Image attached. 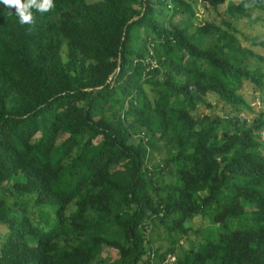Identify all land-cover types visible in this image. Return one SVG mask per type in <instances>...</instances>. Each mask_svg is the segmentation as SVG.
Instances as JSON below:
<instances>
[{"label": "trees", "instance_id": "trees-1", "mask_svg": "<svg viewBox=\"0 0 264 264\" xmlns=\"http://www.w3.org/2000/svg\"><path fill=\"white\" fill-rule=\"evenodd\" d=\"M201 1L0 4V264H264V53L251 0Z\"/></svg>", "mask_w": 264, "mask_h": 264}, {"label": "rangeland", "instance_id": "rangeland-1", "mask_svg": "<svg viewBox=\"0 0 264 264\" xmlns=\"http://www.w3.org/2000/svg\"><path fill=\"white\" fill-rule=\"evenodd\" d=\"M238 1V0H234ZM257 3H259L257 0H251L250 2V10L248 11L249 17L248 19L246 17L240 18L238 21L235 23V27L238 30L237 38L241 41V43L251 46L255 51H260L264 53V49L258 48L257 46L251 45L250 40L252 38L256 40H263L264 39V11H260L258 7H256ZM194 8H195V16L196 19L194 20L195 23L201 22V20H214L215 14L214 11L210 7H202V1L201 0H196L194 3ZM245 38V40H244ZM61 58L64 61V54L63 51L61 50L60 52ZM248 85L246 87L242 88V93L244 94L245 98H247V94L250 92V89H248ZM258 92L254 96H257ZM261 94L264 96V89L261 91ZM207 100L210 102L209 107H204V106H198L195 110L196 114H209L210 116H220L224 115L225 112L230 109L229 106L226 104L216 101L215 97L208 94L206 96ZM251 104H254L253 110L254 112H258V110H262L264 112V102L261 103L258 101L257 97L253 98V101ZM255 114H250L247 115L246 117L251 119ZM260 139H264V128L259 131ZM63 138V136L58 137V141ZM185 224L190 226L193 229H201L209 225L206 219L201 218L200 216H194L190 220H186ZM3 230V226L0 224V232ZM160 237L162 239H159L155 241V243L160 244L162 247L167 246V242L163 239L164 236L160 232L159 233ZM156 244V245H157ZM179 244L183 247L186 248L188 245L187 241L184 239H181L179 241ZM105 253H108V255L111 258H114L116 256L115 250L109 249L107 247L103 248L102 255H105Z\"/></svg>", "mask_w": 264, "mask_h": 264}, {"label": "clouds", "instance_id": "clouds-1", "mask_svg": "<svg viewBox=\"0 0 264 264\" xmlns=\"http://www.w3.org/2000/svg\"><path fill=\"white\" fill-rule=\"evenodd\" d=\"M0 4L8 9H15V14L22 25L34 23L31 9L46 13L54 7L53 0H0Z\"/></svg>", "mask_w": 264, "mask_h": 264}, {"label": "built area", "instance_id": "built-area-1", "mask_svg": "<svg viewBox=\"0 0 264 264\" xmlns=\"http://www.w3.org/2000/svg\"><path fill=\"white\" fill-rule=\"evenodd\" d=\"M151 66H153V67L156 66V63L154 61H151ZM161 264H176V256H175V254L167 253L164 256Z\"/></svg>", "mask_w": 264, "mask_h": 264}, {"label": "water", "instance_id": "water-1", "mask_svg": "<svg viewBox=\"0 0 264 264\" xmlns=\"http://www.w3.org/2000/svg\"><path fill=\"white\" fill-rule=\"evenodd\" d=\"M108 81V80H107ZM107 81H106V83H107ZM106 83L103 85V86H105L106 85ZM99 88H101V87H97V88H95V89H99Z\"/></svg>", "mask_w": 264, "mask_h": 264}]
</instances>
